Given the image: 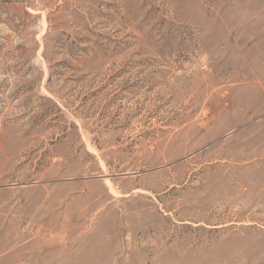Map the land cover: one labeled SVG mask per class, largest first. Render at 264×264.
<instances>
[{
    "label": "rangeland",
    "instance_id": "374dc122",
    "mask_svg": "<svg viewBox=\"0 0 264 264\" xmlns=\"http://www.w3.org/2000/svg\"><path fill=\"white\" fill-rule=\"evenodd\" d=\"M0 264H264V0H0Z\"/></svg>",
    "mask_w": 264,
    "mask_h": 264
}]
</instances>
